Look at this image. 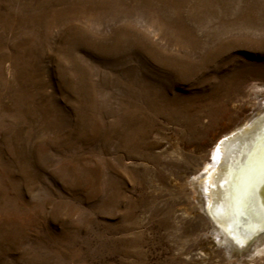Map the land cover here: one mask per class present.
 Here are the masks:
<instances>
[{
  "label": "rangeland",
  "instance_id": "obj_1",
  "mask_svg": "<svg viewBox=\"0 0 264 264\" xmlns=\"http://www.w3.org/2000/svg\"><path fill=\"white\" fill-rule=\"evenodd\" d=\"M262 101L264 0H0V264H264L195 182Z\"/></svg>",
  "mask_w": 264,
  "mask_h": 264
},
{
  "label": "bare ground",
  "instance_id": "obj_2",
  "mask_svg": "<svg viewBox=\"0 0 264 264\" xmlns=\"http://www.w3.org/2000/svg\"><path fill=\"white\" fill-rule=\"evenodd\" d=\"M250 115L253 116L248 121L244 120L233 134L231 131L236 126L224 130L219 138L212 141L214 162L205 166V171L195 179L201 187L203 214L200 215L212 225L214 235L222 236L227 242L223 250L231 257H240L264 241V225L261 224L264 216L261 193L264 189H258L255 201L245 215L226 211L239 182L240 170L246 165L249 155L258 148L259 138L264 136V101ZM256 155L258 157V153Z\"/></svg>",
  "mask_w": 264,
  "mask_h": 264
},
{
  "label": "snow or ice",
  "instance_id": "obj_3",
  "mask_svg": "<svg viewBox=\"0 0 264 264\" xmlns=\"http://www.w3.org/2000/svg\"><path fill=\"white\" fill-rule=\"evenodd\" d=\"M238 181L226 211L243 216L252 207L258 189H264V136L259 138L258 148L249 155L246 165L240 170ZM261 195V207L264 208V193ZM261 224L264 225V216Z\"/></svg>",
  "mask_w": 264,
  "mask_h": 264
}]
</instances>
